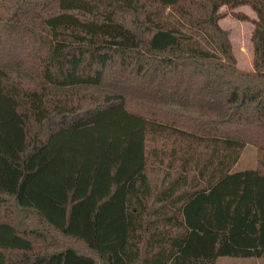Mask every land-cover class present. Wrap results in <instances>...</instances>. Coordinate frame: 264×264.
<instances>
[{
	"label": "trees",
	"instance_id": "16d2710c",
	"mask_svg": "<svg viewBox=\"0 0 264 264\" xmlns=\"http://www.w3.org/2000/svg\"><path fill=\"white\" fill-rule=\"evenodd\" d=\"M263 186L264 0H0V264L264 262Z\"/></svg>",
	"mask_w": 264,
	"mask_h": 264
},
{
	"label": "rangeland",
	"instance_id": "374dc122",
	"mask_svg": "<svg viewBox=\"0 0 264 264\" xmlns=\"http://www.w3.org/2000/svg\"><path fill=\"white\" fill-rule=\"evenodd\" d=\"M220 10L224 12V15L219 20V24L229 32V39L232 45L233 54L236 58L237 66L245 70H251L253 68L254 58L251 36L254 29V20L257 18L255 12L246 4L234 8L232 11L227 10L225 6H222ZM231 12L242 14L246 16V18H236ZM112 127L113 126H109L110 131H112ZM115 130H118V128H115ZM94 137L97 136L95 135ZM78 164L81 171H85L82 167V162L79 161ZM255 166L256 147L247 144L241 153L238 164L235 166V170L254 168ZM161 174L162 172L160 171L157 175L161 176ZM261 189L264 191V186ZM216 264H264V262H261V259H255L252 257L223 256L217 259Z\"/></svg>",
	"mask_w": 264,
	"mask_h": 264
},
{
	"label": "crops",
	"instance_id": "0c3cea01",
	"mask_svg": "<svg viewBox=\"0 0 264 264\" xmlns=\"http://www.w3.org/2000/svg\"><path fill=\"white\" fill-rule=\"evenodd\" d=\"M237 164H238V163H237ZM237 164H236V165H237ZM236 165H235V166H236ZM234 169H235V167H234Z\"/></svg>",
	"mask_w": 264,
	"mask_h": 264
}]
</instances>
